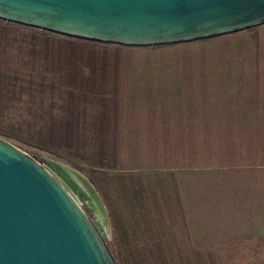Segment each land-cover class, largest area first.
Returning a JSON list of instances; mask_svg holds the SVG:
<instances>
[{"label":"rangeland","instance_id":"374dc122","mask_svg":"<svg viewBox=\"0 0 264 264\" xmlns=\"http://www.w3.org/2000/svg\"><path fill=\"white\" fill-rule=\"evenodd\" d=\"M0 136L87 178L117 264H186L187 217L229 240L263 215L264 24L125 46L0 19Z\"/></svg>","mask_w":264,"mask_h":264},{"label":"water","instance_id":"95a60500","mask_svg":"<svg viewBox=\"0 0 264 264\" xmlns=\"http://www.w3.org/2000/svg\"><path fill=\"white\" fill-rule=\"evenodd\" d=\"M0 19L86 41L158 46L264 24V0H0ZM42 156L52 167L0 136V264H117L100 195L79 172Z\"/></svg>","mask_w":264,"mask_h":264},{"label":"crops","instance_id":"0c3cea01","mask_svg":"<svg viewBox=\"0 0 264 264\" xmlns=\"http://www.w3.org/2000/svg\"><path fill=\"white\" fill-rule=\"evenodd\" d=\"M258 214L263 215L256 217L257 228L256 225L252 227V234H232L229 240L197 238L194 232L191 233V219L186 216V264H264V210ZM198 226L202 227L201 220Z\"/></svg>","mask_w":264,"mask_h":264}]
</instances>
